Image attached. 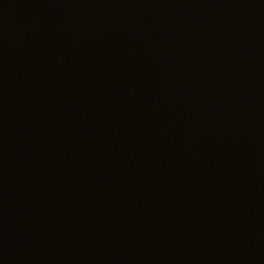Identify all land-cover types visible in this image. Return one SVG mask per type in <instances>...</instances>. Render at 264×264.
I'll use <instances>...</instances> for the list:
<instances>
[{
    "label": "water",
    "instance_id": "95a60500",
    "mask_svg": "<svg viewBox=\"0 0 264 264\" xmlns=\"http://www.w3.org/2000/svg\"><path fill=\"white\" fill-rule=\"evenodd\" d=\"M0 264H264V0H0Z\"/></svg>",
    "mask_w": 264,
    "mask_h": 264
}]
</instances>
